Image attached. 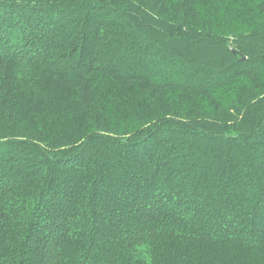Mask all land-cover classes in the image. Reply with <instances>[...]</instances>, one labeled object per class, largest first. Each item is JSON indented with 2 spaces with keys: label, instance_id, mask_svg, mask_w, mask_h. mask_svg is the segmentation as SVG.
I'll return each instance as SVG.
<instances>
[{
  "label": "trees",
  "instance_id": "1",
  "mask_svg": "<svg viewBox=\"0 0 264 264\" xmlns=\"http://www.w3.org/2000/svg\"><path fill=\"white\" fill-rule=\"evenodd\" d=\"M0 264H264V0H0Z\"/></svg>",
  "mask_w": 264,
  "mask_h": 264
},
{
  "label": "rangeland",
  "instance_id": "2",
  "mask_svg": "<svg viewBox=\"0 0 264 264\" xmlns=\"http://www.w3.org/2000/svg\"><path fill=\"white\" fill-rule=\"evenodd\" d=\"M156 27V26H155Z\"/></svg>",
  "mask_w": 264,
  "mask_h": 264
},
{
  "label": "water",
  "instance_id": "3",
  "mask_svg": "<svg viewBox=\"0 0 264 264\" xmlns=\"http://www.w3.org/2000/svg\"><path fill=\"white\" fill-rule=\"evenodd\" d=\"M234 52V51H233Z\"/></svg>",
  "mask_w": 264,
  "mask_h": 264
}]
</instances>
